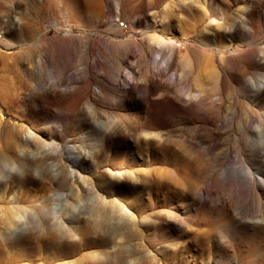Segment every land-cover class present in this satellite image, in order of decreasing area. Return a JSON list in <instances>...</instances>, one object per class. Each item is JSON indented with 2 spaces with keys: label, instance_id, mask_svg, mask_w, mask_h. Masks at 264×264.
<instances>
[{
  "label": "rangeland",
  "instance_id": "obj_1",
  "mask_svg": "<svg viewBox=\"0 0 264 264\" xmlns=\"http://www.w3.org/2000/svg\"><path fill=\"white\" fill-rule=\"evenodd\" d=\"M176 2L0 0V264H264V0Z\"/></svg>",
  "mask_w": 264,
  "mask_h": 264
},
{
  "label": "bare ground",
  "instance_id": "obj_2",
  "mask_svg": "<svg viewBox=\"0 0 264 264\" xmlns=\"http://www.w3.org/2000/svg\"><path fill=\"white\" fill-rule=\"evenodd\" d=\"M185 0H177V2L176 3H178V4H180V3H183ZM175 3V4H176ZM168 12L166 13V14H164V17H163V19H162V26H164V27H166V26H168V22H169V18H168ZM164 59V58H163ZM167 59V58H166ZM168 60V59H167ZM167 60H162V55L159 53V52H157L156 53V55L154 56V62L155 63H159L160 61H161V65H162V67L164 66V67H166V70H167V68H168V63H167ZM181 60V59H180ZM181 61H183V62H181V63H183V64H187V60L186 59H183V60H181ZM157 66V65H156ZM165 69V68H164ZM262 87L261 86H258V89H261ZM193 92V91H192ZM188 93L189 94V96L190 97H192V96H197L199 93H198V91L196 92V93ZM259 183L264 187V178H263V180H259ZM19 217V216H18ZM19 219H20V217H19ZM264 221V219H262V218H259L258 219V221ZM17 222H14V225L16 224ZM22 223H27L26 222V219L24 220V221H22Z\"/></svg>",
  "mask_w": 264,
  "mask_h": 264
},
{
  "label": "built area",
  "instance_id": "obj_3",
  "mask_svg": "<svg viewBox=\"0 0 264 264\" xmlns=\"http://www.w3.org/2000/svg\"><path fill=\"white\" fill-rule=\"evenodd\" d=\"M116 26L123 33L130 32L131 25H130V23L126 19L125 20L118 19L116 21ZM173 45L178 50H184V49H186V44H185V42L183 40H174L173 41Z\"/></svg>",
  "mask_w": 264,
  "mask_h": 264
}]
</instances>
